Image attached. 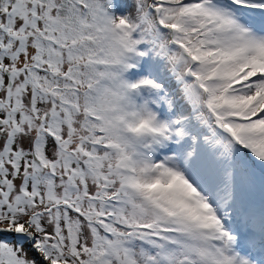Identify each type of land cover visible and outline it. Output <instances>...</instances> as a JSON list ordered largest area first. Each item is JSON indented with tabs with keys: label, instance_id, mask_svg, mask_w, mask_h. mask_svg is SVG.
I'll return each mask as SVG.
<instances>
[{
	"label": "snow or ice",
	"instance_id": "6c2138e0",
	"mask_svg": "<svg viewBox=\"0 0 264 264\" xmlns=\"http://www.w3.org/2000/svg\"><path fill=\"white\" fill-rule=\"evenodd\" d=\"M0 264H264V0H0Z\"/></svg>",
	"mask_w": 264,
	"mask_h": 264
}]
</instances>
